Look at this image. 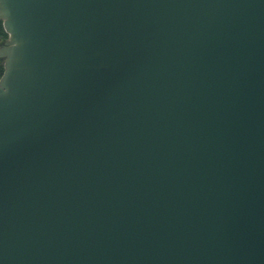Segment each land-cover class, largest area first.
<instances>
[{
	"label": "water",
	"instance_id": "95a60500",
	"mask_svg": "<svg viewBox=\"0 0 264 264\" xmlns=\"http://www.w3.org/2000/svg\"><path fill=\"white\" fill-rule=\"evenodd\" d=\"M0 21V264H264V0Z\"/></svg>",
	"mask_w": 264,
	"mask_h": 264
},
{
	"label": "trees",
	"instance_id": "16d2710c",
	"mask_svg": "<svg viewBox=\"0 0 264 264\" xmlns=\"http://www.w3.org/2000/svg\"><path fill=\"white\" fill-rule=\"evenodd\" d=\"M7 40V34L4 32L2 27V22L0 21V42H5ZM3 74V61L0 60V77Z\"/></svg>",
	"mask_w": 264,
	"mask_h": 264
},
{
	"label": "rangeland",
	"instance_id": "374dc122",
	"mask_svg": "<svg viewBox=\"0 0 264 264\" xmlns=\"http://www.w3.org/2000/svg\"><path fill=\"white\" fill-rule=\"evenodd\" d=\"M2 46V42H0V47ZM0 60H2V59H0ZM3 61V60H2Z\"/></svg>",
	"mask_w": 264,
	"mask_h": 264
},
{
	"label": "flooded vegetation",
	"instance_id": "af4514ba",
	"mask_svg": "<svg viewBox=\"0 0 264 264\" xmlns=\"http://www.w3.org/2000/svg\"><path fill=\"white\" fill-rule=\"evenodd\" d=\"M4 42H2V45H3Z\"/></svg>",
	"mask_w": 264,
	"mask_h": 264
}]
</instances>
